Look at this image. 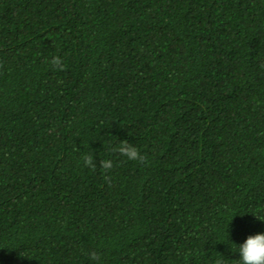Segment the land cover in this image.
Returning <instances> with one entry per match:
<instances>
[{"label": "trees", "instance_id": "trees-1", "mask_svg": "<svg viewBox=\"0 0 264 264\" xmlns=\"http://www.w3.org/2000/svg\"><path fill=\"white\" fill-rule=\"evenodd\" d=\"M256 234L264 0H0V264H236Z\"/></svg>", "mask_w": 264, "mask_h": 264}, {"label": "clouds", "instance_id": "clouds-1", "mask_svg": "<svg viewBox=\"0 0 264 264\" xmlns=\"http://www.w3.org/2000/svg\"><path fill=\"white\" fill-rule=\"evenodd\" d=\"M50 64L53 68L60 71L65 69L63 59L59 55L53 56L50 60ZM111 151L118 152L121 156L127 157L130 161L145 163L147 160V157L143 155L135 145L129 143L127 140L121 141L118 145L113 147ZM82 161L85 167L95 170L96 164L91 154L85 153L82 156ZM113 166V162L110 159L101 160V168L105 173L111 170ZM233 252H238L240 254V258L236 260V264H264V234L250 235L246 242L237 246ZM89 255L90 259L93 261H98L100 259L96 251L90 252ZM215 264H224V262L222 260H216Z\"/></svg>", "mask_w": 264, "mask_h": 264}]
</instances>
